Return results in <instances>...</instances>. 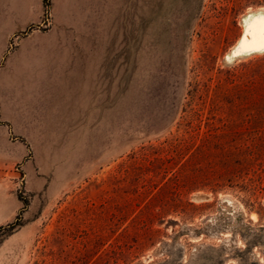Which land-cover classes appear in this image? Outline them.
<instances>
[{"label":"rangeland","instance_id":"1","mask_svg":"<svg viewBox=\"0 0 264 264\" xmlns=\"http://www.w3.org/2000/svg\"><path fill=\"white\" fill-rule=\"evenodd\" d=\"M261 14L0 0V264H264Z\"/></svg>","mask_w":264,"mask_h":264},{"label":"snow or ice","instance_id":"2","mask_svg":"<svg viewBox=\"0 0 264 264\" xmlns=\"http://www.w3.org/2000/svg\"><path fill=\"white\" fill-rule=\"evenodd\" d=\"M253 20H255L254 25H253ZM248 24L255 29L254 33H252L257 38L255 43L259 45L261 51H264V14H261L258 18L256 17L250 18L248 20ZM243 44L245 46L248 45L247 36L244 38Z\"/></svg>","mask_w":264,"mask_h":264},{"label":"bare ground","instance_id":"3","mask_svg":"<svg viewBox=\"0 0 264 264\" xmlns=\"http://www.w3.org/2000/svg\"><path fill=\"white\" fill-rule=\"evenodd\" d=\"M254 32V31H253ZM255 41H256V39L254 40V43H252V44H249V42H248V45L247 46H250V45H257V43H255Z\"/></svg>","mask_w":264,"mask_h":264},{"label":"trees","instance_id":"4","mask_svg":"<svg viewBox=\"0 0 264 264\" xmlns=\"http://www.w3.org/2000/svg\"><path fill=\"white\" fill-rule=\"evenodd\" d=\"M10 227H13V225H12V226H10Z\"/></svg>","mask_w":264,"mask_h":264}]
</instances>
